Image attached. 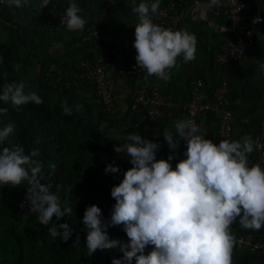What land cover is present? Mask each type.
Returning <instances> with one entry per match:
<instances>
[{
	"label": "clouds",
	"instance_id": "1",
	"mask_svg": "<svg viewBox=\"0 0 264 264\" xmlns=\"http://www.w3.org/2000/svg\"><path fill=\"white\" fill-rule=\"evenodd\" d=\"M9 7L22 8L29 0H2ZM218 0H211L214 5ZM50 0H39V10ZM160 0H141L132 8L137 16L135 25L136 67L146 71L145 81L155 76L167 82L171 70L179 68L178 58L187 63L196 58L197 38L187 29L173 30L153 22L152 16L159 10ZM75 2L66 8L63 23L69 31H82L86 20ZM256 17L253 23H260ZM21 66L14 65L18 71ZM264 71V63L259 64ZM7 73H3L6 78ZM21 82L4 83L0 87V101L10 103L16 111L28 103L42 104L43 99L35 91H25ZM64 114L73 109L66 101L61 103ZM76 110L82 106L77 104ZM8 108L0 107V115ZM178 136L167 130L163 137L170 150L178 147L183 138L186 151L183 159L173 168L167 159H157L158 142L131 132L123 145L114 150L124 153L131 167L122 181L112 187L115 203L110 218L105 220L96 204L86 206L83 227L86 229L85 247L91 256L97 250L119 249L123 255L114 258L112 264H232V252L236 238L231 226L239 223L243 229L259 231L264 227V167L249 164L248 156L254 151L250 135L236 140L223 139L219 143L206 138L199 126L191 119L174 122ZM14 122L0 126V144L15 132ZM38 149L25 154L20 144L0 148V186H19L27 181L26 199L30 212L38 215L42 225L48 227L49 235L59 236L67 242L74 229L68 223L52 224L72 214L69 204H62L57 192L40 182L42 163L33 159ZM106 172H118L116 165H108ZM23 207V205H21ZM123 226L127 242L110 239L107 229ZM76 236L73 247L79 246ZM152 251L145 255L146 246Z\"/></svg>",
	"mask_w": 264,
	"mask_h": 264
},
{
	"label": "crops",
	"instance_id": "2",
	"mask_svg": "<svg viewBox=\"0 0 264 264\" xmlns=\"http://www.w3.org/2000/svg\"><path fill=\"white\" fill-rule=\"evenodd\" d=\"M64 1L66 5L70 2L77 3L81 9L80 14L90 19L102 38V46L106 50L109 62L108 80L118 104L117 114L114 117H128L133 123L129 115V106L137 84L144 82L163 86L174 106L165 119L142 127L133 125L134 130L140 129L144 132L148 131L147 126L172 124L177 120L186 119L182 103L189 97V81L193 76L204 77L211 86L216 85L220 79L226 78L230 83V108L236 118L231 140L239 139L246 134L253 137L264 114V71L259 68V64L264 63V21L253 24L257 35L255 47L239 62L228 64L217 63L215 60V54L225 36L211 31L205 23L194 25L186 21L183 29H187L190 33L196 29L199 35L196 58L187 63L183 62L182 57L178 58L180 67L171 70L170 80L167 82L155 76L148 77L145 81V70L135 75L121 73L118 69L123 62H134V47L131 42L135 39L134 24L137 22V16L132 12V8L138 6L141 0H124L119 6H108L105 0ZM163 1L165 0H160V3ZM247 3L246 20H249L258 6L262 7L264 14V0H247ZM11 11L12 23L24 36L27 47L36 50L41 59L51 58L54 64L61 61V65L71 66V60L77 56L76 43L69 32H46L42 21L46 15L49 16L48 6L39 10V0H29L24 7H12ZM218 122L219 117L214 113L201 114L198 126L201 133H206V138L213 140L214 136L218 137ZM250 159L249 154L248 161Z\"/></svg>",
	"mask_w": 264,
	"mask_h": 264
},
{
	"label": "built area",
	"instance_id": "3",
	"mask_svg": "<svg viewBox=\"0 0 264 264\" xmlns=\"http://www.w3.org/2000/svg\"><path fill=\"white\" fill-rule=\"evenodd\" d=\"M108 6H119L124 0H105ZM66 5L64 0H50L48 5L49 16L45 27L50 32L66 31L79 36L76 42L78 55L72 62V69L65 70L58 75L56 81L62 85L70 86L72 82H84L89 85L98 100L104 106L108 116L117 114L118 104L116 96L108 80V58L105 48L102 46V38L97 29L91 24L87 16L86 24L82 31H69L62 22L65 16ZM247 0H218L212 4L211 0H165L159 4V10L153 14V22L173 30L183 29L186 21L194 25L205 23L215 33L224 35L219 50L215 54L217 63H236L242 60L247 52L257 44V35L254 30L253 20L260 17L264 21L262 7L258 6L255 13L246 20ZM9 7L0 0V11ZM14 7V6H13ZM260 22V23H262ZM7 25L16 28V25L6 21ZM199 45V35L196 29L193 32ZM135 40V39H134ZM134 40L131 42L133 45ZM90 53L92 55H90ZM136 56V49L134 48ZM134 56L133 63L123 62L118 69L121 73L138 74L142 71L136 67ZM75 80H72V77ZM174 104L166 95V90L158 84L139 82L129 106V115L135 127H142L148 123L165 119ZM186 113V119L193 120L198 125L201 114L214 113L219 117L218 137L231 139L235 127V115L230 108V83L226 78L211 86L202 76H193L189 81V97L182 103ZM254 152L264 167V114L259 120V125L253 137ZM113 149V158L118 157ZM252 162H249L251 165ZM114 165L113 162H111ZM45 185L53 191V182L47 180ZM29 185L20 186L16 198L21 203H28L26 192ZM236 243L234 248L239 252H254L264 254V232H233Z\"/></svg>",
	"mask_w": 264,
	"mask_h": 264
},
{
	"label": "trees",
	"instance_id": "4",
	"mask_svg": "<svg viewBox=\"0 0 264 264\" xmlns=\"http://www.w3.org/2000/svg\"><path fill=\"white\" fill-rule=\"evenodd\" d=\"M11 8L5 7L0 11V21L5 23L6 21H13ZM47 16L42 21L43 25L48 18ZM44 29L49 33V29L45 25ZM12 31L13 40L10 41L11 43L0 40V85L15 79L14 74L11 73L12 68L22 57L19 45L25 42L24 36L19 33L17 28H13ZM70 34L76 43L79 36ZM75 51L78 55V47ZM5 72L8 74L6 78L3 76ZM101 105L103 106V104ZM0 107H3L2 104H0ZM20 114L24 118L21 124L22 136L17 137V141L15 140L14 143L19 142L18 144L26 149L25 152H28L29 149L39 150V155L33 159L43 165L39 177L40 182L44 184L47 180H51L53 182L52 192H57V186L59 185L60 188L57 194L61 198V203L69 204L73 210L70 216L62 217L59 220L53 216L52 224L68 223L74 231L67 242L59 236L54 240L47 231L51 225H42L38 220V215L33 216V213L30 212L29 203H21L16 198L18 204L23 205V209L20 211L21 215L12 229L6 231L4 235H0V264H112L114 258H121L123 255L119 249L97 250L91 256L88 255L85 247L86 229L83 227V214L86 206L96 204L101 208L104 219L110 218L112 206L115 203L114 198L111 196V189L122 181L121 170L119 169L115 173L106 172L105 169L108 165L102 164L101 167H98L101 175H98L94 165L88 164L83 158V148L72 142L64 143L61 140L63 136L60 131H55L56 139L62 141L59 146L60 150L56 154H49L48 157H44L41 153L42 141L50 130L35 126L31 111L21 110ZM6 123V114L0 115V126ZM27 132L30 134L27 135ZM218 139L220 138L218 137ZM5 146L6 141L0 144V148ZM252 154L249 162L260 164V160L254 151ZM46 158L53 162L49 163ZM114 165L118 166V163L115 162ZM236 224L234 223L231 226L233 232L254 231L241 228L239 223L237 227L234 226ZM107 231L110 239H118L123 242L128 240L122 225L111 226ZM255 232H264V227ZM77 235L80 237V244L73 247ZM152 248V245L146 246L145 255L151 252ZM234 252L264 256V254L254 252H239L233 248L232 258ZM133 264H135V261H133Z\"/></svg>",
	"mask_w": 264,
	"mask_h": 264
},
{
	"label": "rangeland",
	"instance_id": "5",
	"mask_svg": "<svg viewBox=\"0 0 264 264\" xmlns=\"http://www.w3.org/2000/svg\"><path fill=\"white\" fill-rule=\"evenodd\" d=\"M12 29L4 21H0V40L11 43L10 41L13 40ZM19 47L22 57L16 65L19 64L21 67L18 71L13 67L11 73L14 74L15 79L5 83L23 81L26 84V92L35 91L43 99L42 104L28 103L21 106V110L32 112L35 126L50 130L42 141L41 153L44 157H48L49 154H56L60 150L59 146L62 141H58L55 134V131H60L63 136L61 140L64 143L72 142L83 148V158L88 164L94 165L98 175H101L98 167H101L102 164L110 165L111 162L114 164L117 162L122 175L132 166L124 153L115 158L112 154L114 146L123 145L126 142L125 137L131 132L139 133L142 137L159 143L160 147L156 152L157 159H167L171 152L173 159L170 163L173 168L179 160L185 158L184 153L187 145L183 138L179 139L178 147L174 151L170 150L164 140L163 133L165 130L171 132L174 138L178 139L173 122L169 125L162 123L147 126L148 131L144 132L140 129L134 130L133 123L129 121L128 117L108 116L93 89L86 83L72 82L70 86H66L56 81L58 75L64 72L66 68L71 69L72 66L61 65V61L54 64L51 58L46 60L39 58L36 50L27 47L26 42L20 43ZM75 58L71 60L70 64ZM67 65L68 67H66ZM75 79L73 76L72 80ZM2 86L3 84L0 85V87ZM63 101H66L67 105L73 109L71 115L64 114L61 107ZM0 104L8 108L7 123L14 122L16 125L15 132L6 141V146L10 147L15 144L14 141H17V137L22 136L21 124L24 118L20 114L21 110L16 111L10 103L5 104L0 101ZM77 104L82 106L79 111L75 108ZM29 134L27 132V135ZM220 140L217 136L213 138L215 143H219ZM30 143L29 145H31ZM30 147L32 148V145ZM30 151L31 149L25 154H29ZM47 161L53 162L48 159ZM27 184V181H24L19 186H0V235L10 231L21 215L20 211L23 207L18 204L16 194L20 186ZM36 215L33 213V216ZM237 224L234 226L237 227ZM232 264H264V256L234 252Z\"/></svg>",
	"mask_w": 264,
	"mask_h": 264
}]
</instances>
